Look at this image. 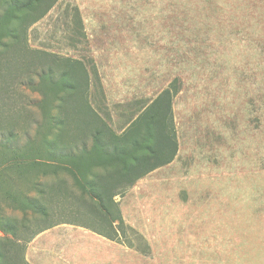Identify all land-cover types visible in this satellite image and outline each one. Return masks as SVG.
Listing matches in <instances>:
<instances>
[{
    "label": "rangeland",
    "instance_id": "obj_1",
    "mask_svg": "<svg viewBox=\"0 0 264 264\" xmlns=\"http://www.w3.org/2000/svg\"><path fill=\"white\" fill-rule=\"evenodd\" d=\"M5 9L0 0V18ZM17 29L16 20L0 25V59L27 54L46 67L57 58L79 60L89 89L87 101L67 96L43 113L25 71L1 67L0 218L20 222L7 195L34 194L26 181L33 168L14 162L32 154L29 139L46 144L41 162L48 170L50 152L79 155L81 139L92 145L79 122L90 113L120 135L177 78V154L115 197L123 223L113 226L126 236L110 241L112 264H264V0H58L28 28L26 44L18 43ZM22 45L29 51L19 52ZM52 68L58 79L60 68ZM58 138L72 139V149L47 146ZM102 173L93 169L88 178ZM79 196L73 188L62 201L66 211L31 222L21 244L58 221L99 229Z\"/></svg>",
    "mask_w": 264,
    "mask_h": 264
},
{
    "label": "trees",
    "instance_id": "obj_2",
    "mask_svg": "<svg viewBox=\"0 0 264 264\" xmlns=\"http://www.w3.org/2000/svg\"><path fill=\"white\" fill-rule=\"evenodd\" d=\"M2 1H4L6 9L0 18V23L3 24L10 20L18 21L16 30V33L19 34L18 38H20L18 43L26 44L28 28L41 20L58 0ZM7 33L12 34L13 32L7 30ZM22 46L17 48L19 52L29 51L24 45ZM3 58L0 59V70L4 65L6 67L14 65L25 71L29 80L28 87L42 96L39 108L43 113L46 112L47 105L51 106L54 102L63 103L67 96L76 95L87 101L89 72L83 62L70 58H57L55 61L53 60L52 66L46 67L40 58H34L32 55H20L12 60ZM54 65L61 71L58 79L53 76L52 67ZM34 77L38 80L35 85L32 83ZM180 89V80L173 79L167 88L161 91L120 135L115 134L101 117L90 113L79 122L80 126H85L91 134L92 145L88 148L81 139L79 155H72L71 151L61 155L50 152L48 158L53 163L52 166H48V170L44 169L41 162L42 146H46V144L42 139L36 137L29 139L26 147L32 154L29 157L19 154L15 156L14 162L17 168L23 166L33 168L32 177L24 179L27 181L29 191L34 194L7 195L12 210L21 211L23 217L20 222L15 218L8 220L0 218V232L3 234L0 237V264H28L24 259L26 244L38 233L58 224L67 223L86 227L109 241L120 243V239L126 234L123 230L118 231L113 226L114 221H117L118 224L123 223L115 197L121 196L137 180L153 170L169 164L175 158L178 146L172 104ZM55 126L54 123V128ZM40 128L39 125L38 130ZM52 145H60L70 150L73 147V141L72 139L65 141L58 138L47 146L51 147ZM139 153L142 155H138ZM90 158H92L91 166L86 167L85 161ZM56 162L67 166L59 168L60 166H56ZM93 169L104 171L97 181H90L88 178ZM75 172H78L79 175ZM62 173L71 179L70 187L64 185L68 179L62 177ZM76 187L80 190L78 201L86 205L88 208L86 213L95 214L94 222L98 223L100 228L93 229L82 223L58 221L42 226L33 232L22 245L21 234L29 229L30 223L46 222L56 211H66V208L62 206V201L66 202L71 199L72 190ZM72 209V207L69 209L70 214L82 215V211ZM92 209L99 215L92 212ZM7 235H10L11 238H8Z\"/></svg>",
    "mask_w": 264,
    "mask_h": 264
},
{
    "label": "crops",
    "instance_id": "obj_3",
    "mask_svg": "<svg viewBox=\"0 0 264 264\" xmlns=\"http://www.w3.org/2000/svg\"><path fill=\"white\" fill-rule=\"evenodd\" d=\"M24 259L28 264H112V244L86 227L58 224L26 244Z\"/></svg>",
    "mask_w": 264,
    "mask_h": 264
}]
</instances>
